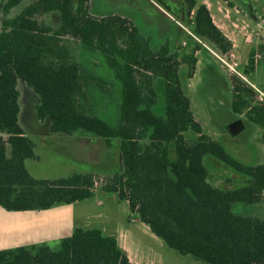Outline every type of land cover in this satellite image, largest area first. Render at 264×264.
Instances as JSON below:
<instances>
[{"label": "trees", "instance_id": "16d2710c", "mask_svg": "<svg viewBox=\"0 0 264 264\" xmlns=\"http://www.w3.org/2000/svg\"><path fill=\"white\" fill-rule=\"evenodd\" d=\"M24 0H0L8 13ZM86 0H31L1 21L0 30V207L6 211H40L70 204L94 193L93 171L58 178H36L25 165L37 157L34 141L19 121L23 80L39 96L37 116L48 119L52 134L81 131L109 149L115 140L120 163L100 178L101 189L126 200L131 212L164 243L180 254H191L209 264H264V216L233 210L236 203L263 200L264 160L254 165L234 159L217 140L202 132L185 94L179 66L194 73V54L177 59L166 43L154 48L137 24L109 13L86 16ZM182 21L188 18L193 34L226 52L231 42L213 23L209 10L196 0H180ZM232 5L231 2H228ZM55 11L56 30L36 16ZM171 11L172 10H168ZM178 19L180 17L178 16ZM65 37H69L68 39ZM71 37V38H70ZM85 49L100 51L119 81L118 119L111 125L92 110L93 91L110 92L103 78L89 72L74 56L70 39ZM199 48L195 47L194 51ZM259 54V58L255 55ZM208 60V58H206ZM256 63L264 64V43L248 53L245 77ZM164 80L163 115H157L153 79ZM230 109L244 114L261 128L264 148V101L243 79L229 78ZM196 133L187 141L184 132ZM113 148V147H112ZM173 148L175 157H169ZM246 177L243 185L220 189L207 180L206 156ZM0 264H134L114 235L97 228L74 227L58 240L0 250Z\"/></svg>", "mask_w": 264, "mask_h": 264}, {"label": "rangeland", "instance_id": "374dc122", "mask_svg": "<svg viewBox=\"0 0 264 264\" xmlns=\"http://www.w3.org/2000/svg\"><path fill=\"white\" fill-rule=\"evenodd\" d=\"M140 1L86 0L83 3V11L86 16L93 19L105 18L109 13L127 19V26L129 22L137 24L144 35L151 36L152 46L157 48L162 40L158 41L160 29L158 31L156 29V17L154 14L147 13ZM149 1L161 12L174 18L159 2ZM29 2L31 0L22 1L7 14L0 12V30L3 18L18 13L20 8ZM197 3L208 4L215 20L223 24L225 30L232 35L237 46H241L244 42L253 44L259 41L260 36L264 37L262 24L257 23L246 14L228 8L223 1L197 0ZM251 3L256 14L264 16V0H251ZM36 17L49 25L52 30H56L60 22L59 15L55 11H48ZM174 20L178 28V38L170 43V52H176L178 54L177 59L191 54L197 58L194 68L196 71L191 78L186 76L189 70L187 64H180L178 69L181 81L185 82L184 90L189 97L193 116L201 124L202 132L219 141L234 159L249 165L262 162L264 160V148L260 141L261 128L258 125L247 121L244 114H240L237 116L246 122H243L244 128L236 136H231L225 130L233 115L230 109L231 86L227 81L229 82V78L235 75L219 64L218 59L210 52V50L216 52L210 43L193 34L192 28L188 24L189 18L185 22L176 17ZM65 38L68 39L69 37ZM70 40L74 45V55L79 62L85 68L90 69L93 74L103 78L108 89H110V92L107 93L98 90L93 91V112L111 125H115L118 119L120 95L118 86L108 85L114 78L113 73L108 70L99 52L86 51L78 40L73 38ZM195 47L199 48L197 52L194 51ZM206 58L210 63L218 64L221 76ZM248 79L255 81L253 75L249 76ZM245 82L249 84L247 81ZM153 86L158 101L153 110L157 115H163V78H154ZM17 87L20 91V124L26 129V132L33 134L38 139L40 134H44L43 125L38 124L36 119L35 103L39 100L38 96L24 82H20ZM45 132L49 137L45 142L41 143L42 139L36 140L37 158L25 160L26 167L32 176L53 179L73 172L89 170L96 174L94 193L89 198L76 201L74 205H70L75 212L74 227L97 228L102 230L104 234L118 237L120 247L126 249L131 261L136 264H209L191 254H180L167 246L161 238L154 235L148 226L139 220L137 213L131 212L126 200L118 199L114 193L101 189L100 178L114 172L120 163L118 151L114 148L117 145L115 140L107 149L102 141L81 131H76L72 135L52 136L48 134L47 130ZM183 134L187 141H193L196 138V133L191 130H187ZM169 157H175L173 148L170 149ZM204 162L207 168V180L212 186L226 189L245 183L246 177L222 164L214 157L207 155ZM67 206L66 204L55 205L56 208H67ZM0 209L2 208L0 207ZM233 210L244 215L264 216V193L261 202L255 204L236 203ZM57 243L58 240H53L49 241L48 245L51 248H56Z\"/></svg>", "mask_w": 264, "mask_h": 264}, {"label": "crops", "instance_id": "0c3cea01", "mask_svg": "<svg viewBox=\"0 0 264 264\" xmlns=\"http://www.w3.org/2000/svg\"><path fill=\"white\" fill-rule=\"evenodd\" d=\"M141 1H147V0H141ZM162 1H166L167 5L162 4ZM221 1H223L228 8L235 9L237 12L246 14L250 18L255 20L257 23L262 24L264 26V16H259L256 14V11L251 3V0H245L244 2L243 0H236V1L221 0ZM158 2L163 8L167 10H170L172 7L175 6L176 7L182 6L180 0H173V1L158 0ZM228 2H231L232 5H229ZM199 4H204L207 7L213 23L222 31V33L226 36V38L231 42V48L228 51H231L235 54L240 69L243 72V68L247 63L248 53L250 49L252 47H255L258 42L264 43V39H263L264 37L262 38L260 36L259 41H256L253 44H251L250 42H244L241 46H237L235 44V40L233 39L232 35L225 30L223 24H220L215 20V17L208 4L207 3H199ZM153 7L155 6L153 5ZM156 9L160 11L158 8ZM171 14L178 19V15H175L174 13ZM179 20L182 19L180 18ZM262 67H264V64L256 63L254 71L249 75V76L253 75L255 81L252 80L249 81L248 77H246V79L251 84L255 85L256 87L264 91V68ZM227 83L229 82L227 81ZM24 131L25 134L34 141L35 153L38 156L36 151L37 148L36 140L42 139L41 143L45 142L49 138L47 137V133L43 131L44 134H40L38 136V139H36V137H34L33 134H29L28 132H26V130ZM48 134H50V136L55 135L50 132ZM75 203L76 202L66 204L68 205L67 208H62V207L56 208L55 206H53L51 208L40 211H34V210L6 211L3 208L0 209V250L14 248L18 246H26L30 244H38V243L48 244L49 241L59 240L62 237L70 235L75 226V212L70 205H74ZM116 239L119 245L120 244L119 238L116 237ZM121 248L123 249V247ZM123 250L128 256V259L131 261L126 249Z\"/></svg>", "mask_w": 264, "mask_h": 264}, {"label": "flooded vegetation", "instance_id": "af4514ba", "mask_svg": "<svg viewBox=\"0 0 264 264\" xmlns=\"http://www.w3.org/2000/svg\"><path fill=\"white\" fill-rule=\"evenodd\" d=\"M155 1H157L158 2V0H155ZM171 1H173V0H171ZM140 4L143 6V8L147 11V13L149 12L150 14H154L155 15V19H156V22L157 23H155L156 24V29H157V31L159 30V35H158V38H159V44H158V46H160V45H162V44H164V43H166L167 45H168V47L170 48L171 47V45H170V43H172L173 41H175L177 38H178V28H177V26H176V24H175V20H174V18H175V16H174V18L171 16V15H169V14H167V13H164V12H160V11H158L155 7H153V5H152V2L151 1H149V0H147V1H140ZM162 4H164V5H167L166 4V1H162ZM171 10H172V12L175 14V15H178L182 20L184 19V16H183V7L181 6V7H172L171 8ZM169 12H171V11H169ZM171 14V13H170ZM59 20H60V17H59ZM59 24H60V22H59ZM58 24V25H59ZM147 36H149V35H147ZM150 37V42H151V36H149ZM152 44V43H151ZM82 45V44H81ZM82 47H83V45H82ZM83 49H85L84 47H83ZM86 51H89V52H99L101 55H102V59L104 60V64L107 66V68H108V70H110V72L111 73H113V79H111V81H110V83L108 84V85H110V86H118V88H119V85H120V83H119V81L115 78V75H114V70L107 64V62H106V59H105V57H104V55L100 52V51H93V50H88V49H85ZM75 56V55H74ZM76 57V56H75ZM76 59H77V57H76ZM78 60V59H77ZM79 61V60H78ZM208 63L210 64V65H212L213 66V68L215 69V71L220 75V72H219V69H218V64H213L212 62L210 63L209 62V60H208ZM84 67V66H83ZM89 72H91L90 71V69H88V68H86ZM92 73V72H91ZM221 76V75H220ZM153 81H154V79H153ZM20 82H24L23 80H18V82H17V85H19V83ZM25 83V82H24ZM26 84V83H25ZM27 85V84H26ZM28 86V85H27ZM29 87V86H28ZM30 88V87H29ZM32 89V88H31ZM32 91H33V89H32ZM34 92V91H33ZM35 93V92H34ZM36 94V93H35ZM37 95V94H36ZM38 96V95H37ZM38 99H39V96H38ZM38 102V103H37ZM37 102L35 103L36 105H35V109L37 108V105L39 104V100H37ZM155 107H156V105L153 107V109H155ZM231 113H233L232 111H231ZM20 116H21V109H20V112H19V121H21L20 120ZM36 119H37V122H38V124H41V125H43V128H44V131L45 130H47L48 132H50V130H49V121H48V119H39L38 118V116H37V109H36ZM238 119H242V118H239V116H237L235 113H233V115H232V118H231V120H230V123L229 124H231V123H233V122H235V121H237ZM242 121L243 122H245V120H243L242 119ZM246 123V122H245ZM228 124V125H229ZM227 125V126H228ZM24 129V128H23ZM24 130H26V129H24ZM225 130H226V132H228V130H227V127L225 128ZM51 133V132H50ZM239 133V132H238ZM237 133V134H238ZM236 134V135H237ZM235 135V136H236Z\"/></svg>", "mask_w": 264, "mask_h": 264}, {"label": "built area", "instance_id": "2783aa9c", "mask_svg": "<svg viewBox=\"0 0 264 264\" xmlns=\"http://www.w3.org/2000/svg\"><path fill=\"white\" fill-rule=\"evenodd\" d=\"M210 52L218 59L219 64L226 68L228 72L231 74L243 79L244 81H247L250 85V87L254 90L256 93V98L259 101H264V91L260 88L256 87L255 85L251 84L243 74L242 70L240 69L238 60L235 56V54L231 51H226L224 53L210 50ZM259 54L255 55V58H259Z\"/></svg>", "mask_w": 264, "mask_h": 264}, {"label": "water", "instance_id": "95a60500", "mask_svg": "<svg viewBox=\"0 0 264 264\" xmlns=\"http://www.w3.org/2000/svg\"><path fill=\"white\" fill-rule=\"evenodd\" d=\"M244 128V123L241 119L229 124L227 126L228 133L231 136H235L238 132H240Z\"/></svg>", "mask_w": 264, "mask_h": 264}]
</instances>
